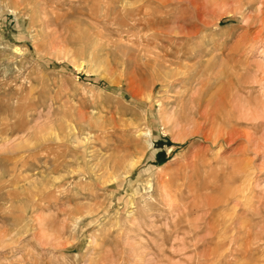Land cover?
<instances>
[{
	"label": "rangeland",
	"instance_id": "obj_1",
	"mask_svg": "<svg viewBox=\"0 0 264 264\" xmlns=\"http://www.w3.org/2000/svg\"><path fill=\"white\" fill-rule=\"evenodd\" d=\"M0 264H264V0H0Z\"/></svg>",
	"mask_w": 264,
	"mask_h": 264
}]
</instances>
